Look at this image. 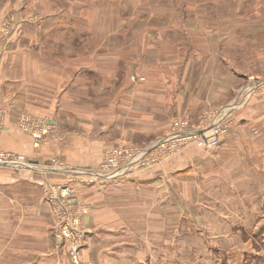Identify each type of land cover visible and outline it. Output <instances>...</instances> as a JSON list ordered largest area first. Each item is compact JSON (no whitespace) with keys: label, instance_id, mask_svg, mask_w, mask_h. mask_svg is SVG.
Listing matches in <instances>:
<instances>
[{"label":"rangeland","instance_id":"obj_1","mask_svg":"<svg viewBox=\"0 0 264 264\" xmlns=\"http://www.w3.org/2000/svg\"><path fill=\"white\" fill-rule=\"evenodd\" d=\"M20 1L25 16L12 19L15 25L10 29L5 14ZM0 9L3 54L22 30L40 35L39 50L60 52L68 70L86 69L92 103L86 112L80 106V114L86 113L80 117L99 128L98 136L92 137L100 140V160L90 164L97 171L153 145L170 131L173 121L187 122L190 129L202 127L244 85L264 81V0H0ZM56 14L66 21L54 20ZM59 35L72 37L69 42ZM255 94L263 104L253 108L264 113V85ZM246 111L229 114V130L213 148L201 137L170 141L118 176L95 181L73 177L68 183L71 177L63 175L58 182H47L69 184L73 191L57 194L64 197L60 203L76 223L82 242L78 237H58L57 212L44 197L45 185L42 188L51 236L68 263L73 264V245L81 244L80 261L95 264L83 256L84 249L89 241L106 235L122 257H137L134 264H264V201L259 196L263 178L242 163V139L230 138L237 152L227 148L232 130L244 126L239 119L251 113ZM52 124L53 132L45 139L75 141L90 128L75 124L58 131ZM53 160L72 166L61 154L46 163ZM164 173L175 191L171 197L165 195L170 200L166 203L165 186L159 181ZM116 177L139 181L136 197L134 189L116 188L111 183ZM77 186L93 187L97 197L81 196ZM105 188L107 197L100 204L98 195ZM91 218L90 228L86 221ZM106 226L117 234L111 235Z\"/></svg>","mask_w":264,"mask_h":264},{"label":"crops","instance_id":"obj_2","mask_svg":"<svg viewBox=\"0 0 264 264\" xmlns=\"http://www.w3.org/2000/svg\"><path fill=\"white\" fill-rule=\"evenodd\" d=\"M23 6L20 1L11 7L5 16L11 17L16 22L25 16V13L21 12ZM0 11L1 16L4 9ZM58 16L56 14L54 20L66 21V18H58ZM58 20L56 22L60 23ZM38 36L40 35L31 36L20 30L0 57V106L6 109L0 134V149L27 157L33 164L30 168L18 170L10 167L0 168V264H69L59 242L51 236V215L42 198L43 186L47 182L62 180L65 174L47 169L46 161L61 154L71 161L73 167H90V164L100 160L101 155L100 140L96 138L95 141L92 137V135L98 136L99 132L95 131L99 130L98 125L93 128L92 120L83 121L86 113L80 114V106H83V111L86 112V107L91 106L92 103V81L87 76L86 69L83 68L82 72L68 70L70 68L63 65L60 60V52L37 48ZM59 36L66 37L69 42L72 37ZM226 64L230 67L228 61ZM67 71H70L69 74L72 76L67 77ZM254 94L247 103L249 107L245 105L235 111L239 112L238 114H246V110H250L251 113H248V117L239 119L244 126L238 125L237 129L232 130L234 135L228 136V140L234 137L242 139L243 145L239 150L245 157L242 163L247 166L250 164V169L256 170L258 176L263 178L259 196L264 201V142L262 141L264 113L261 109L257 108L258 112H256L257 109L253 108L259 102L263 104V100L256 98ZM63 101L66 102V108L62 105ZM74 104L78 108H74ZM21 113L49 116L58 131L66 127H74L75 124L82 127L84 125L85 129L90 128L85 135L75 141L45 139L37 145L28 134L18 129L17 119ZM168 114L171 119L170 109ZM81 115L83 117H80ZM231 139L229 140L231 145H227V148L237 152L239 147H234ZM257 139L262 140L257 144ZM253 142L256 144H252ZM159 181L165 186L164 199L165 195L171 197L174 189L168 175L164 173L163 177H159ZM113 182L117 184L116 188L126 187L130 188V191L134 189L133 195L136 197L137 186H140V183L135 178L116 177L111 181ZM246 182L250 185L251 179ZM77 190L81 196L84 195L89 200L97 197L95 196L97 190L93 187L77 186ZM106 190L107 188L103 189L98 195L102 198L100 204L105 203ZM165 200L166 203L169 199ZM89 220L87 219L86 224L91 228L93 225L90 222L93 219ZM107 228L111 235L117 234L110 227ZM90 234L92 238L94 233ZM105 237L95 239L93 242L89 241L83 256L95 264H124V260H129L126 262L128 264L137 262L134 260L137 257H122L116 249L117 246L111 245L107 239H104Z\"/></svg>","mask_w":264,"mask_h":264},{"label":"built area","instance_id":"obj_3","mask_svg":"<svg viewBox=\"0 0 264 264\" xmlns=\"http://www.w3.org/2000/svg\"><path fill=\"white\" fill-rule=\"evenodd\" d=\"M5 23L6 26L10 27V29L15 25L12 18L9 16L6 17ZM4 37V35H0V57L3 54L2 41ZM263 85V80L254 81L252 83L249 82L244 85L232 102L215 110L209 116L207 124L200 128L190 129L187 122L173 121L170 131L167 132L165 136H163L161 139H158L153 145L142 149L139 153L126 156L122 163H115L111 168L104 170L100 169L97 171L90 167H73L70 165H61V163H58L54 160L51 163H46V168L53 171L63 172L65 175L71 177L68 180V183L73 179V177L82 178L85 181H95V179L105 180L118 176L124 170L133 168L135 165H139V163L150 156L155 151V149L163 147L170 141L183 142L192 138L197 139L201 137V139L204 138L206 140L209 147L213 148L217 146L218 139L221 137V135L229 130V125L227 124V117L229 114L244 107L249 98ZM5 115L6 109L0 106V134L4 125ZM52 123L53 122L51 118L46 116L36 117L21 114L17 119L18 129L23 133L28 134L33 139L35 144L41 143L45 139L46 135L50 134V132H53L54 125ZM32 166V162H30L28 159H25L24 156L0 149V168L10 167L12 169L18 170L30 168ZM58 191H60L62 195H66V193L70 192L73 193L69 184L68 186H55L50 184L45 185L44 197L47 198L51 204H53L57 212L58 221L56 222V229L58 237H64L68 240L73 237H78L79 242H82L81 234L78 228L75 227L76 223H71L67 208L63 206L62 203H60V200L64 197L61 196L62 198L60 199V195L57 194ZM82 246L83 245L81 244L73 245L70 251L71 262L73 264H85L82 263L79 258V251Z\"/></svg>","mask_w":264,"mask_h":264}]
</instances>
